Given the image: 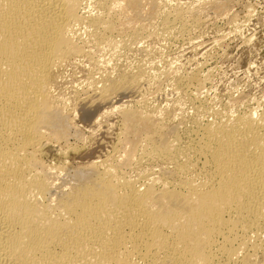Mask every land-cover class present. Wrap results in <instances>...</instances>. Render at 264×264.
Masks as SVG:
<instances>
[{
	"label": "bare ground",
	"instance_id": "1",
	"mask_svg": "<svg viewBox=\"0 0 264 264\" xmlns=\"http://www.w3.org/2000/svg\"><path fill=\"white\" fill-rule=\"evenodd\" d=\"M89 1L0 0V264H264V115L198 99L196 71L172 77L195 86L183 138L138 101L118 110L110 159L70 170L41 158L43 141L81 136L52 97L55 68L133 43L160 12L155 0H92L96 13ZM227 2L162 8V29ZM104 73V99L141 78Z\"/></svg>",
	"mask_w": 264,
	"mask_h": 264
},
{
	"label": "rangeland",
	"instance_id": "2",
	"mask_svg": "<svg viewBox=\"0 0 264 264\" xmlns=\"http://www.w3.org/2000/svg\"><path fill=\"white\" fill-rule=\"evenodd\" d=\"M164 1L155 0L160 12L156 11L140 39L90 48L92 53L89 50V54L66 58L55 68L50 85L52 97L72 124L70 133L75 131L82 137L71 134L66 144L63 139L57 140L58 143L55 139L43 141L41 158L46 164L71 170L103 157L110 159L119 150L117 144L123 129L118 110L138 101H147L148 109L155 110L168 124L177 125L183 138L195 113L196 99L191 96L195 86L180 87L173 83L175 78L195 71L200 79L198 99H205L212 108L225 107L229 111L249 108L264 115V0H228L224 13L212 14L213 9H204L198 23L189 24L191 27L188 25L181 32L177 26L162 29L163 10L169 12L177 5L196 6L205 0ZM89 2L90 8L93 3ZM92 7L91 11L96 13L97 9ZM125 71L140 72L141 78L129 88L115 90L109 99L100 98L97 88L100 76L104 72ZM65 145L69 148L65 149ZM151 166L157 167L153 163Z\"/></svg>",
	"mask_w": 264,
	"mask_h": 264
}]
</instances>
